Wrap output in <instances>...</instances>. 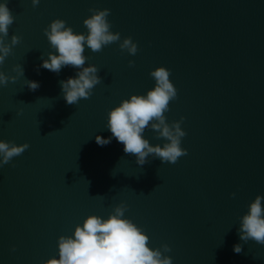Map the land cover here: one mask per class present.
<instances>
[{
	"label": "water",
	"instance_id": "obj_1",
	"mask_svg": "<svg viewBox=\"0 0 264 264\" xmlns=\"http://www.w3.org/2000/svg\"><path fill=\"white\" fill-rule=\"evenodd\" d=\"M7 7L14 23L5 42L21 40L0 65L17 76L0 86V141L30 147L0 167V264L59 259V237H73L90 215L107 219L121 203L148 247L172 249L164 255L173 264H264V245L238 233L250 203L264 196V0H40L36 7L8 0ZM93 8L111 10L110 31L121 40L98 53L84 46L85 67L96 66L102 83L68 105L60 81L79 69L40 67L58 54L44 29L60 19L87 35ZM128 37L135 56L119 48ZM158 67L171 71L177 99L166 122L185 118L188 155L176 164L149 156L139 166L115 138L103 147L95 138L112 137L108 113L152 90L149 74ZM26 80L40 87L30 91ZM157 135L143 134L151 146L168 142Z\"/></svg>",
	"mask_w": 264,
	"mask_h": 264
},
{
	"label": "clouds",
	"instance_id": "obj_2",
	"mask_svg": "<svg viewBox=\"0 0 264 264\" xmlns=\"http://www.w3.org/2000/svg\"><path fill=\"white\" fill-rule=\"evenodd\" d=\"M36 7L40 0H31ZM8 0L0 3V65L12 54L14 46L20 43L21 38L13 35L11 43L5 42L8 29L14 23V17L7 7ZM92 15L84 20L88 30L87 35L75 34L71 27H66V22L56 19L44 29L51 47L58 54H48V59L43 60L40 67L59 74L64 67L71 66L79 69L75 78L60 81L63 99L68 105H76L81 99H89L95 86L102 83L97 75L96 66L85 67V45L93 53H98L104 47L121 40L120 34L110 31L112 25L107 17L110 9H89ZM121 51H127L135 56L138 46L131 37L123 39L119 44ZM129 67H134L135 62L129 61ZM18 76H24L21 65L13 68ZM151 78L155 80V87L146 95H132L130 99L123 100L118 107L113 108L107 117V129L112 137L104 139L96 136V143L103 147L115 138L123 144L125 154L136 157V164L143 166L148 163V157L159 159L161 163L176 164L179 158L188 155L187 150L181 147V140L186 136L181 124L185 118L169 125L165 113L168 112L171 101L177 99V89L170 81L171 71L165 67H158L151 71ZM17 76L5 75L0 72V86H7L9 82L15 83ZM30 91H36L40 85L35 81L26 80ZM154 130L157 139L163 138L167 143L151 146L144 138L146 129ZM25 143L16 146L12 142L0 141V167L9 164L14 157L21 156L28 148ZM235 198V193L231 194ZM264 196H256L250 203L247 214L240 218L238 233L244 243L255 241L264 245ZM128 211L126 204L116 206L107 219L96 215L88 216L82 226L77 225L73 237L61 236L58 239L59 259L52 258L46 264H173L172 258L164 255L172 249L164 244L161 248L148 247L149 237L143 229L137 227L131 220L125 219ZM15 251V249H12ZM236 254L242 252V245H234Z\"/></svg>",
	"mask_w": 264,
	"mask_h": 264
}]
</instances>
